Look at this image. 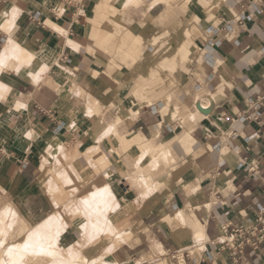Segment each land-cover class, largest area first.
<instances>
[{"label":"crops","instance_id":"obj_1","mask_svg":"<svg viewBox=\"0 0 264 264\" xmlns=\"http://www.w3.org/2000/svg\"><path fill=\"white\" fill-rule=\"evenodd\" d=\"M0 71L18 241L35 228L90 264H264L258 232L225 246L264 228V0H0Z\"/></svg>","mask_w":264,"mask_h":264},{"label":"rangeland","instance_id":"obj_2","mask_svg":"<svg viewBox=\"0 0 264 264\" xmlns=\"http://www.w3.org/2000/svg\"><path fill=\"white\" fill-rule=\"evenodd\" d=\"M14 55H16L17 57H14L12 61L16 62V59L18 60L17 50L14 53ZM82 201L83 199H80L78 200L79 203L76 204L70 202L64 207H62L61 210L70 212L72 214V217L81 214L84 215L83 212L80 211L81 209L80 206L82 207L81 204ZM5 212L6 211H3L0 214V264H15V262L18 261L20 257H24L26 254L24 246L27 237L29 238V241L33 238L34 246L32 248L30 246L28 250L29 259L30 261H32V264H90V260L79 259L77 258V256H74L73 254H67V252L63 253V251L58 248L55 242H53L55 238H50V236L48 237L46 235L41 241L40 237L42 236L41 234H38L36 232L35 228L29 230L28 233L26 232L24 241H20V240L18 241L17 230L19 228V220L14 219V215H11L10 212L9 214ZM85 217L87 218V216ZM66 218L69 217L67 216ZM10 220L11 222L13 221V223H15L16 220L17 223L16 233H14V230L12 231L10 230ZM12 227L14 228L13 225ZM31 232H33V236H30ZM13 234L16 236L13 240L10 241V238H12ZM199 237L203 238L205 236H199ZM10 248L13 249L11 256H9V252H8ZM42 257L48 260L42 263L41 262ZM21 264H23L22 261Z\"/></svg>","mask_w":264,"mask_h":264},{"label":"built area","instance_id":"obj_3","mask_svg":"<svg viewBox=\"0 0 264 264\" xmlns=\"http://www.w3.org/2000/svg\"><path fill=\"white\" fill-rule=\"evenodd\" d=\"M261 210V208H260ZM255 232L260 234L259 238H264V228L254 227L252 230H245L243 226L237 228L231 238L225 241V246L229 247L233 252H243V249L247 243H252L250 236ZM247 235V236H245ZM256 246V242L253 243Z\"/></svg>","mask_w":264,"mask_h":264},{"label":"bare ground","instance_id":"obj_4","mask_svg":"<svg viewBox=\"0 0 264 264\" xmlns=\"http://www.w3.org/2000/svg\"><path fill=\"white\" fill-rule=\"evenodd\" d=\"M14 9H19V8H18V7H17V8L15 7ZM12 13H13V11H12ZM15 19H16V18H15ZM15 19H14V21H15ZM12 21H13V20H12ZM52 26H54V25L52 24ZM56 29H57V28H56ZM62 30H63V29H61V31H62ZM63 31H64V30H63ZM7 46H8V45H7ZM18 46H19V45H18ZM9 47H10V46H9ZM20 47H21V46H20ZM20 47H18V48H20ZM18 48H15V49L18 51V57H19L18 59L21 60V63H22L23 60L26 61L25 63H27V60H29V59L31 58L32 55H31L28 51H26L25 49L20 48V50H18ZM15 49H14V50H12V49L10 50L9 48L6 47V50H10L13 54L16 52ZM26 49H27V48H26ZM19 51H20V52H19ZM7 52H8V51H7ZM2 53H5V52L2 51L1 54H2ZM5 54H6V53H5ZM10 54H11V53H10ZM16 54H17V53H16ZM3 55H4V54H3ZM3 55H2V56H3ZM29 56H30V57H29ZM3 57H4V56H3ZM30 60H31V59H30ZM30 60H29V61H30ZM29 61H28V63H29ZM30 62H31V61H30ZM6 65H7V63H6ZM6 65H5L4 67H9V68H10V67H11V68L14 67V65H13L12 63H11V65H8V66H6ZM20 65H21V64H20ZM2 67H3V66H1V68H2ZM4 67H3V68H4ZM20 67H23V66H20ZM2 70H3V69H1V71H2ZM18 70H19V67H18ZM1 71H0V72H1ZM34 78H35V77H34ZM0 84H1V86L3 85L1 82H0ZM6 87H7V86H6ZM6 87H3V86H2V87H0V90H1V88H4V89H5ZM8 89H9V87H8ZM1 91H2V90H1ZM6 91H9V90H6V89H5V93H6ZM3 92H4V90H3ZM1 93H2V92H0V94H1ZM3 95H4V94H3ZM3 95H2V96H3ZM2 96H1V97H2ZM4 97H5V96H4ZM4 97H3V98H4ZM105 189H106V188H105ZM102 193H103V192H102ZM198 235H199V236H204L205 233H204V232H200ZM205 236H206V235H205Z\"/></svg>","mask_w":264,"mask_h":264},{"label":"snow or ice","instance_id":"obj_5","mask_svg":"<svg viewBox=\"0 0 264 264\" xmlns=\"http://www.w3.org/2000/svg\"><path fill=\"white\" fill-rule=\"evenodd\" d=\"M16 11H17L16 9H13V14H15ZM21 107H23V106L21 105ZM28 247H29V245H27V244L24 246L25 251L28 249ZM8 252H9V256H11V254H12V252H13V249L10 248V249L8 250ZM22 260H23V257H20V259H19L18 261H16L15 264H21V261H22Z\"/></svg>","mask_w":264,"mask_h":264}]
</instances>
